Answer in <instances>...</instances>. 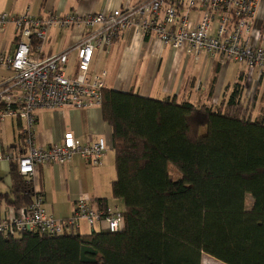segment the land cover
Here are the masks:
<instances>
[{
	"label": "trees",
	"instance_id": "1",
	"mask_svg": "<svg viewBox=\"0 0 264 264\" xmlns=\"http://www.w3.org/2000/svg\"><path fill=\"white\" fill-rule=\"evenodd\" d=\"M214 64L215 80L221 67ZM241 88L235 83L215 105L105 87L100 109L112 130L120 229L0 233V264H201L202 254L264 264V108L254 114ZM9 164L4 198L18 215L33 187Z\"/></svg>",
	"mask_w": 264,
	"mask_h": 264
},
{
	"label": "built area",
	"instance_id": "2",
	"mask_svg": "<svg viewBox=\"0 0 264 264\" xmlns=\"http://www.w3.org/2000/svg\"><path fill=\"white\" fill-rule=\"evenodd\" d=\"M9 21L14 25L15 48L10 54H0V65L11 72L0 82V119L20 120L26 147L22 153L0 150V161L16 163L19 174L31 184L41 164L62 165L74 156L91 166L101 163L107 149L103 136L81 143L68 131L58 143L36 146L33 111L100 106L107 73L94 68V58L106 53L125 31L182 50L194 61L204 52L220 67L238 64L246 77L253 72L264 74V0H138L122 8L84 14L1 13L0 32ZM74 27L82 30L76 44L48 56L37 53L50 29ZM122 218L117 208L85 200L77 202L69 216L54 217L45 210L40 192L33 190L25 209L0 219V233L60 235L68 228L79 230L82 223L96 230L100 222L116 232Z\"/></svg>",
	"mask_w": 264,
	"mask_h": 264
},
{
	"label": "crops",
	"instance_id": "3",
	"mask_svg": "<svg viewBox=\"0 0 264 264\" xmlns=\"http://www.w3.org/2000/svg\"><path fill=\"white\" fill-rule=\"evenodd\" d=\"M137 1L42 0L40 8L30 13L28 10L19 9V0H0V14L19 15L27 12L32 15H44L47 10H52L56 14L70 11L84 14L122 8ZM81 32L79 27L50 29L47 42L38 44L37 53L48 56L61 52L76 44ZM14 48V25L9 21L0 32V54H10ZM182 52L185 53L155 39L125 31L116 38L106 53L101 52L95 56L94 68L106 71V88L132 90L141 96L155 99L172 97L178 102L184 100L194 104L208 103V100L215 104L213 101L215 100L220 104L224 94L226 92L230 94L232 90L230 83L219 77V74L226 70L225 66L219 69L214 80L215 64L207 54L202 52L194 61L192 56ZM191 61L193 65H200L199 68L191 69L189 67ZM9 74L10 72L0 65V82L10 76ZM33 115L36 146L47 147L58 143L68 131L81 143L91 142L97 136H103L107 143L102 161L97 166L88 165L79 156H74L70 162L62 165L50 163L36 167L32 187L42 195L45 210L54 217H67L80 200L95 203L99 199H105L108 206L123 211V202L113 198L111 194V183L116 177L115 152L111 140L112 130L102 118L100 106L35 109ZM21 128L18 119L8 117L0 119L1 151L15 150L20 153L25 151L26 144ZM9 168V162L0 161V219L15 215L14 208L8 205L4 198L11 184ZM81 227L83 228L79 229L81 233L91 231L84 223ZM103 227L104 223L100 222L96 230Z\"/></svg>",
	"mask_w": 264,
	"mask_h": 264
},
{
	"label": "rangeland",
	"instance_id": "4",
	"mask_svg": "<svg viewBox=\"0 0 264 264\" xmlns=\"http://www.w3.org/2000/svg\"><path fill=\"white\" fill-rule=\"evenodd\" d=\"M41 1L42 0H19V2H20L19 9L21 11H23L25 9V11L28 10L30 13H34L33 11L35 9L37 10V8H40ZM183 54H185V53H183ZM199 59L201 62L202 57L200 56ZM199 66L200 65H197V66L193 65L192 61H191V64H189V67L191 69L192 68L198 69ZM224 68H226V70L219 74L220 79L223 81L229 82L230 87H232V85H235V83L239 84V87L243 88V89L241 88L242 91H241V94L239 96V99L242 100V102L244 104H248V105L252 104L251 102L253 100L254 114L259 113L260 108L261 107L264 108V74H260L258 76L257 73L253 72L252 74H250V77H246V78L239 77L238 78L237 74L240 75V72H242L241 66H239L238 64H235V63H228L227 66L225 65ZM224 68H223V70H224ZM9 75H11V72ZM236 75H237V79H236ZM228 94L229 93H227V92L224 94V99H222V102L227 100L225 97L229 96ZM213 101L215 104H217V101H215V100H213ZM203 132H204V129L201 130V133H203ZM169 173H170V177H172V178H178L180 176V173L173 166L169 167ZM250 202H251V197L247 196L246 197V207L247 208H249ZM219 262H218V260L214 259L213 257H211L209 255H206V254L201 255V264H220Z\"/></svg>",
	"mask_w": 264,
	"mask_h": 264
}]
</instances>
